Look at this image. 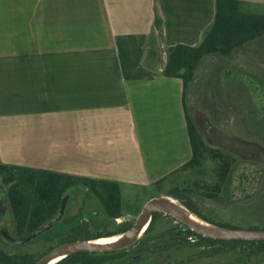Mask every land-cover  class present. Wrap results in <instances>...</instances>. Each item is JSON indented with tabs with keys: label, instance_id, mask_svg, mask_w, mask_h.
Listing matches in <instances>:
<instances>
[{
	"label": "crops",
	"instance_id": "0c3cea01",
	"mask_svg": "<svg viewBox=\"0 0 264 264\" xmlns=\"http://www.w3.org/2000/svg\"><path fill=\"white\" fill-rule=\"evenodd\" d=\"M213 16L214 0H0V163L142 186L183 166L165 51L196 46Z\"/></svg>",
	"mask_w": 264,
	"mask_h": 264
},
{
	"label": "rangeland",
	"instance_id": "374dc122",
	"mask_svg": "<svg viewBox=\"0 0 264 264\" xmlns=\"http://www.w3.org/2000/svg\"><path fill=\"white\" fill-rule=\"evenodd\" d=\"M249 45L229 57L204 60L195 87L187 89L186 106L205 144L234 157L218 197L208 199L201 194L203 189L193 188V183L216 179V162L206 159L198 170L173 176L160 189L121 184L122 217L114 225L129 222L127 214H136L152 198L174 200L168 190L179 186L188 188L189 201L208 217L231 228L264 230V34ZM194 239L196 264H264V253H255L252 246ZM197 246H209V258L198 259L203 252ZM13 262L0 256L2 264Z\"/></svg>",
	"mask_w": 264,
	"mask_h": 264
},
{
	"label": "trees",
	"instance_id": "16d2710c",
	"mask_svg": "<svg viewBox=\"0 0 264 264\" xmlns=\"http://www.w3.org/2000/svg\"><path fill=\"white\" fill-rule=\"evenodd\" d=\"M264 34V14H256L243 10L240 0H214V16L211 24L204 30L200 42L196 46L175 45L165 51L166 63L162 76L176 78L182 81V104L186 119L187 133L192 156L183 166L151 184L154 188H162L173 176L198 170L206 159L216 162L214 168L215 181L213 183H193V188L203 189L202 195L208 199H215L221 193L224 183L230 173L234 157L218 148L205 144L198 127L193 122L186 106V93L194 77L207 56L229 57L238 49L245 48L251 42ZM0 178L11 184V191H32L36 197L30 207V226L39 227L44 220L52 217L59 201L65 192H72L81 186L101 204L102 214L111 222L117 232L122 233L130 223L114 225L115 219L122 217L120 200V184L114 181L91 179L61 172L43 169L11 166L0 163ZM30 178H40L30 180ZM188 188L172 187L168 195L190 213L202 220L219 226L231 227L228 223L218 222L197 209L188 197ZM47 198V199H46ZM19 223H27L26 212L18 209ZM24 217V218H22ZM77 219L71 224L76 225ZM90 230L88 225L81 228V232ZM209 243H231L254 247L255 253H264V240H218L198 236Z\"/></svg>",
	"mask_w": 264,
	"mask_h": 264
},
{
	"label": "flooded vegetation",
	"instance_id": "af4514ba",
	"mask_svg": "<svg viewBox=\"0 0 264 264\" xmlns=\"http://www.w3.org/2000/svg\"><path fill=\"white\" fill-rule=\"evenodd\" d=\"M36 179L40 178H30ZM35 198H39V195L36 197L30 191V186L26 192L11 191V184L0 178V256L15 260L12 264H38L66 244L78 241L96 242L126 233L142 209L136 214H127L131 219L123 223H130L129 227L119 233L102 214L98 199L79 186L72 192H65L52 217L44 220L42 225L51 222L48 230L24 243L11 242L10 240L25 239L42 226H30V207ZM62 201H64L62 214L58 220L52 221L59 213ZM18 209L26 212L27 223H19ZM72 218L77 219L76 225L71 224ZM85 224L90 230L83 233L81 228ZM198 236L201 235L178 219L153 212L146 229L132 244L116 250H85L67 254L54 264H196L194 237L199 238ZM197 247L199 252H203L198 259L209 258L207 255L210 252L209 246ZM184 254L185 257L179 258Z\"/></svg>",
	"mask_w": 264,
	"mask_h": 264
},
{
	"label": "water",
	"instance_id": "95a60500",
	"mask_svg": "<svg viewBox=\"0 0 264 264\" xmlns=\"http://www.w3.org/2000/svg\"><path fill=\"white\" fill-rule=\"evenodd\" d=\"M158 207H165L167 209V213L165 214H168L172 216L173 218L178 219L179 221L187 225L195 233L203 237H206V238L218 239V240H264V230L219 227V226L211 224L214 227H216L218 231L216 232L204 231L200 227H198L195 223L190 221L180 211V208H183V207H181L180 205H177L175 200H172L170 198H165V197H155V198L148 200L143 205L141 212L139 213L138 217L136 218L135 223L130 228V230H128L126 233L114 236V237H120L119 241H117L116 243H111V244H106V245L96 244L95 241H87V242L78 241V242L69 243V244L62 246L59 250L45 257L38 264H47L49 261H51L53 258H55L58 255H67V254L77 253V252L85 251V250H116V249L126 247L132 244L136 240V238H138V236L143 233V230H142L143 227L147 226L152 213L158 211L157 210ZM63 208H64V201H62V204L60 205L59 213L52 219V221L58 220L60 218ZM50 225H51V222L45 223L38 230H36L32 235L26 237L25 239L19 240V241H12L8 238V236L6 235L4 236L11 242L24 243L28 241L29 239H33L36 235L42 233L43 231L48 230L50 228ZM110 238H113V237H110Z\"/></svg>",
	"mask_w": 264,
	"mask_h": 264
},
{
	"label": "bare ground",
	"instance_id": "6f19581e",
	"mask_svg": "<svg viewBox=\"0 0 264 264\" xmlns=\"http://www.w3.org/2000/svg\"><path fill=\"white\" fill-rule=\"evenodd\" d=\"M157 210L159 212L162 213H167V209L165 207H158ZM180 211L193 223H195L198 227H200L202 230L204 231H209V232H216L218 231L216 227H214L213 225L203 221L202 219H200L199 217L195 216L194 214L186 211L183 208H180ZM146 226L143 227V231L145 230ZM120 237H113L110 239H101L96 241V244H100V245H106V244H111V243H116L117 241H119ZM62 257H64V255H58L55 258H53L51 261H49L47 264H54L55 262H57L58 260L62 259Z\"/></svg>",
	"mask_w": 264,
	"mask_h": 264
}]
</instances>
